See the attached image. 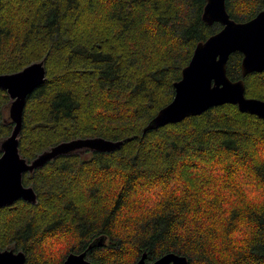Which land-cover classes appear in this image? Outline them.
I'll return each mask as SVG.
<instances>
[{
	"label": "trees",
	"instance_id": "obj_1",
	"mask_svg": "<svg viewBox=\"0 0 264 264\" xmlns=\"http://www.w3.org/2000/svg\"><path fill=\"white\" fill-rule=\"evenodd\" d=\"M207 0H0V73L45 60L27 98L19 149L28 161L62 141L126 140L113 152L62 155L23 182L37 202L0 208V248L26 264H135L169 252L188 264H264V119L226 103L144 133L174 97L200 41L222 28L203 20ZM247 21L264 0H227ZM243 54L227 64L242 78ZM264 100V71L244 77ZM0 88V142L14 127ZM1 155V151H0Z\"/></svg>",
	"mask_w": 264,
	"mask_h": 264
},
{
	"label": "water",
	"instance_id": "obj_2",
	"mask_svg": "<svg viewBox=\"0 0 264 264\" xmlns=\"http://www.w3.org/2000/svg\"><path fill=\"white\" fill-rule=\"evenodd\" d=\"M202 17L210 25L221 23L222 28L196 45L181 78L174 83L172 101L148 122L144 133L226 103L264 119V100L246 96L244 80L249 73L264 71V9L247 21H237L228 12L227 0H207ZM234 52L243 54L242 78L237 80L231 79L227 73L228 60ZM45 79V60L33 62L17 72L0 73V88L11 98L9 118L14 124L11 134L0 142V208L19 200L37 202L33 186H26L23 182L24 173L33 172L62 155L85 151L113 152L130 139L75 138L53 145L28 161L19 149L24 111L28 96ZM106 241L105 235L95 238L86 250L70 252L63 264H92L89 252ZM26 261L24 251L0 248V264H26ZM188 261L185 255L169 252L148 263L144 252L135 264H188Z\"/></svg>",
	"mask_w": 264,
	"mask_h": 264
},
{
	"label": "rangeland",
	"instance_id": "obj_3",
	"mask_svg": "<svg viewBox=\"0 0 264 264\" xmlns=\"http://www.w3.org/2000/svg\"><path fill=\"white\" fill-rule=\"evenodd\" d=\"M5 115L8 117L9 116V106H8V108L5 110ZM86 152V151H85ZM84 152V153H85ZM83 153V154H84ZM85 154H87V152L85 153ZM89 154H87L86 156H88Z\"/></svg>",
	"mask_w": 264,
	"mask_h": 264
},
{
	"label": "bare ground",
	"instance_id": "obj_4",
	"mask_svg": "<svg viewBox=\"0 0 264 264\" xmlns=\"http://www.w3.org/2000/svg\"><path fill=\"white\" fill-rule=\"evenodd\" d=\"M4 90V89H3ZM12 122V121H11Z\"/></svg>",
	"mask_w": 264,
	"mask_h": 264
}]
</instances>
